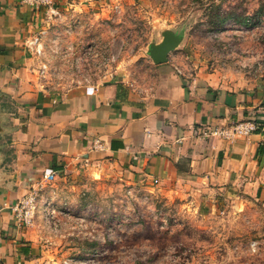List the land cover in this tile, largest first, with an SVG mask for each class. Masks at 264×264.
Returning <instances> with one entry per match:
<instances>
[{"label":"rangeland","instance_id":"rangeland-1","mask_svg":"<svg viewBox=\"0 0 264 264\" xmlns=\"http://www.w3.org/2000/svg\"><path fill=\"white\" fill-rule=\"evenodd\" d=\"M107 4L98 6L100 15L44 13L32 35L40 69L46 65L42 87L117 82L145 93L156 76L148 49L167 32L178 41L172 64L250 94L251 116L264 115V0ZM240 174L235 185L196 197L87 168L36 184L24 227L36 264H264V151L260 166Z\"/></svg>","mask_w":264,"mask_h":264},{"label":"crops","instance_id":"crops-1","mask_svg":"<svg viewBox=\"0 0 264 264\" xmlns=\"http://www.w3.org/2000/svg\"><path fill=\"white\" fill-rule=\"evenodd\" d=\"M109 1L120 8L116 0H50L58 14L93 15H100L98 6L111 7ZM46 11V4L0 0V264L38 261L30 231L8 207L43 183L45 171L54 177L84 168L117 172L128 184L196 197L208 187L235 185L241 172L258 167L264 115L251 116V95L218 87L201 71L188 77L171 55L155 65L145 93L117 82L42 87L28 42ZM241 121L255 129L229 138L211 134ZM95 140L99 149L91 148Z\"/></svg>","mask_w":264,"mask_h":264},{"label":"built area","instance_id":"built-area-1","mask_svg":"<svg viewBox=\"0 0 264 264\" xmlns=\"http://www.w3.org/2000/svg\"><path fill=\"white\" fill-rule=\"evenodd\" d=\"M23 2L29 5H35V6L46 4L48 6L49 13L57 12L55 11V8H53L50 0H23ZM37 41H38V38L36 37L34 39H31L28 42V44L35 55H40L41 49L38 46L34 47ZM45 68H46V65L43 64L39 71V75L41 72L44 71ZM254 129H255V126L253 125V123L241 121V122H238L232 125L229 128L211 131V134L212 135L222 134L223 136L229 138L233 135H247L249 134V132L253 131ZM201 134H205V132L201 131ZM98 146L99 145L96 143V140H95L91 148L99 149L100 147ZM53 177L54 175L52 171H45L42 175V181L44 182V181L50 180ZM38 184L40 183H37V185ZM36 197H37L36 188L35 186H31L30 189L28 190V193L22 199L18 200L15 204L10 205L8 207L11 214L13 215L14 220H16V222L20 226L26 227L31 223L34 208H35Z\"/></svg>","mask_w":264,"mask_h":264},{"label":"water","instance_id":"water-1","mask_svg":"<svg viewBox=\"0 0 264 264\" xmlns=\"http://www.w3.org/2000/svg\"><path fill=\"white\" fill-rule=\"evenodd\" d=\"M178 41L172 38L169 33L162 34L161 42L149 47L148 55L155 65L165 63L167 61L168 54L177 45Z\"/></svg>","mask_w":264,"mask_h":264},{"label":"trees","instance_id":"trees-1","mask_svg":"<svg viewBox=\"0 0 264 264\" xmlns=\"http://www.w3.org/2000/svg\"><path fill=\"white\" fill-rule=\"evenodd\" d=\"M263 127H264V123H263ZM263 147H258V151H257V162H258V166L261 165L262 163V155H263Z\"/></svg>","mask_w":264,"mask_h":264}]
</instances>
